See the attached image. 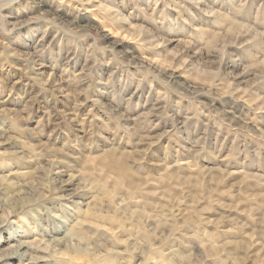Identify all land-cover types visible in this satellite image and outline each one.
<instances>
[{
    "label": "rangeland",
    "instance_id": "1",
    "mask_svg": "<svg viewBox=\"0 0 264 264\" xmlns=\"http://www.w3.org/2000/svg\"><path fill=\"white\" fill-rule=\"evenodd\" d=\"M0 264H264V0H0Z\"/></svg>",
    "mask_w": 264,
    "mask_h": 264
}]
</instances>
